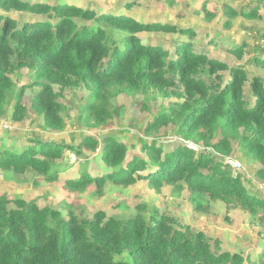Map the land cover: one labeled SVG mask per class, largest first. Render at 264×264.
<instances>
[{"label": "trees", "instance_id": "1", "mask_svg": "<svg viewBox=\"0 0 264 264\" xmlns=\"http://www.w3.org/2000/svg\"><path fill=\"white\" fill-rule=\"evenodd\" d=\"M0 9V119L16 93L14 119L23 120L32 111L44 119L49 130H64L63 106L54 87H83L78 120L90 128H100L113 119L112 99L118 94L154 92L168 102L144 125L147 136L174 124L180 137L204 143L222 156L231 155L233 140H237L243 155L264 163L263 79L250 81L245 70L198 52L192 41L194 30L169 21L99 15L67 2L0 0ZM260 11L255 6L240 14L258 19ZM14 12L18 19L10 16ZM21 14L45 19L24 22ZM228 15L235 18L238 12L230 9ZM78 18L92 25L81 26ZM145 32L181 38L169 46L144 43L139 34ZM230 51L243 58L240 46ZM255 62L264 69V58ZM22 69L28 70L32 81L17 89L15 74ZM223 71L229 72L228 80L218 75ZM247 84L253 91V105L244 97ZM29 89H38L27 98L30 107L25 103ZM219 133L222 137L216 141ZM30 141V146L20 150L1 144L0 169L20 176H46L55 182L66 150L82 154L83 150L101 149V163L111 173L92 176L82 168L78 178L66 179L67 190L85 191L91 184L102 190L109 183L123 187L145 180L158 189L173 186L176 191H188L194 210L199 212L208 211L211 202L222 201L228 208L257 216L264 225V198L253 194L242 176L215 157L213 150L196 153L175 145L165 151L162 142L153 140L143 144L145 156L129 158L128 144L111 135L102 141L86 136L77 145L38 138ZM257 175L264 179V168ZM136 208L129 219L108 216L105 211L79 219L73 210L66 219L60 210L42 208L36 199H10L2 193L0 264H246L252 259L223 250L221 240L190 225L182 226L177 218L155 207L149 215L145 213L147 205ZM127 253L132 255L131 262L124 257ZM257 258L264 260V248Z\"/></svg>", "mask_w": 264, "mask_h": 264}, {"label": "rangeland", "instance_id": "2", "mask_svg": "<svg viewBox=\"0 0 264 264\" xmlns=\"http://www.w3.org/2000/svg\"><path fill=\"white\" fill-rule=\"evenodd\" d=\"M30 2L57 4L58 2L72 3L83 9L95 10L101 14L130 15L141 22H167L178 25L180 28L194 30L196 37L192 39L198 52H207L213 59L227 63L230 67L245 70L251 81L260 77L264 83V69L256 65L257 58H264V0H27ZM129 5H132L129 8ZM238 12L237 17L228 15L227 7ZM261 8L262 17L247 19L240 13L251 11L253 7ZM0 12L1 9H0ZM11 17L18 19L19 14L14 12ZM24 22L44 20L43 16L21 14ZM81 26H90V21L76 19ZM230 21V22H229ZM23 23V22H20ZM120 37V35H119ZM144 43L167 44L174 39H180L176 34L163 32H145L139 34ZM121 38V37H120ZM240 46L244 52L243 58L231 52ZM171 49V48H170ZM225 80L230 78L229 72H219ZM216 77V75H215ZM18 82L17 89L29 84L32 80L27 69L15 74ZM250 84L246 85L245 99L255 103ZM57 100L63 106V116L66 120L64 130H49L44 119L32 111H28L23 120L13 117V103L16 93L12 94V105L4 118L0 119V145L8 149L20 150L28 147L32 139H45L65 144L77 145L86 136L102 141L105 136L111 135L128 144L129 158L143 155L145 141L157 140L165 145V151L174 149L175 145L186 146L196 153L205 151L208 146L186 140L177 132V125L170 124L159 132L147 136L144 125L161 108L168 99L163 95L148 92H139L136 96L121 93L112 99L111 109L113 119L103 127L90 128L78 120L77 107L85 96V88L76 90L55 86ZM38 89H29L25 103L30 107L27 98L34 96ZM222 137L220 133L215 140ZM234 150L229 156H222L214 151V156L239 173L248 189L255 195L264 198V179L257 175V171L264 168V163H258L241 152L238 141L233 140ZM82 154L66 150L65 160L61 165L59 180L50 182L46 176L27 173L24 176L15 175L0 169V195L8 194L10 199L22 197L36 199L43 207H54L60 210L66 219H69L73 210L79 219L93 217L98 211H105L108 216H117L129 219L137 211L139 204L147 205L145 213L152 214L155 207L161 213H166L178 219L182 226L190 225L196 230L205 232L214 240H221L222 249L231 252H240L247 258H252L246 264H264V260L257 258L264 248V225L260 224L257 216L239 208L227 207L222 201L211 202L209 210L199 212L194 210L190 200V193L186 190L176 191L173 186L160 189L150 186L145 180H139L129 186H117L109 183L102 190L91 184L85 191L70 192L65 188L66 179L77 178L82 168H86L92 176H101L111 173L105 171L101 163V149L86 151ZM207 151H212L209 148ZM234 160L237 167L229 162ZM241 167V168H240ZM192 203V204H191ZM131 262V253L124 256Z\"/></svg>", "mask_w": 264, "mask_h": 264}, {"label": "built area", "instance_id": "3", "mask_svg": "<svg viewBox=\"0 0 264 264\" xmlns=\"http://www.w3.org/2000/svg\"><path fill=\"white\" fill-rule=\"evenodd\" d=\"M229 162L232 164V165H234V166H236L237 167V164L235 163V161L234 160H231V159H229ZM241 168V167H240Z\"/></svg>", "mask_w": 264, "mask_h": 264}, {"label": "clouds", "instance_id": "4", "mask_svg": "<svg viewBox=\"0 0 264 264\" xmlns=\"http://www.w3.org/2000/svg\"><path fill=\"white\" fill-rule=\"evenodd\" d=\"M207 150H209V147H208V149ZM207 150H205V151H207ZM213 150V149H212ZM214 151V150H213Z\"/></svg>", "mask_w": 264, "mask_h": 264}, {"label": "crops", "instance_id": "5", "mask_svg": "<svg viewBox=\"0 0 264 264\" xmlns=\"http://www.w3.org/2000/svg\"><path fill=\"white\" fill-rule=\"evenodd\" d=\"M2 195V194H1Z\"/></svg>", "mask_w": 264, "mask_h": 264}]
</instances>
